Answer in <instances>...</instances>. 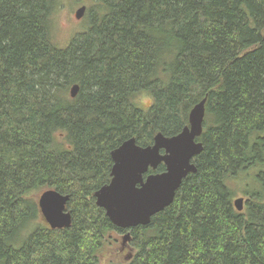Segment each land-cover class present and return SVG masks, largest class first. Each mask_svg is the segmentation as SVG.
<instances>
[{
    "label": "trees",
    "instance_id": "trees-1",
    "mask_svg": "<svg viewBox=\"0 0 264 264\" xmlns=\"http://www.w3.org/2000/svg\"><path fill=\"white\" fill-rule=\"evenodd\" d=\"M57 4L0 0V264H101L107 235L128 232L93 201L110 153L177 135L202 99L196 173L116 264H264V0H82L66 49ZM248 175L237 212L229 184ZM48 189L69 196V229L32 227Z\"/></svg>",
    "mask_w": 264,
    "mask_h": 264
},
{
    "label": "water",
    "instance_id": "water-1",
    "mask_svg": "<svg viewBox=\"0 0 264 264\" xmlns=\"http://www.w3.org/2000/svg\"><path fill=\"white\" fill-rule=\"evenodd\" d=\"M85 10L80 7L74 17L80 20ZM78 90L79 86L73 85L68 90L70 98L74 99ZM205 102L202 99L189 110L187 125L177 135L166 137L158 133L150 147H140L132 138L110 153L111 180L94 193L93 201L113 226L126 232L148 226L153 216L173 203L182 181L196 173L193 159L203 150L197 139L203 133ZM160 165L164 166L163 172L149 173ZM67 201L69 196L57 191L40 192L36 203L39 216L50 230L70 228L72 218L66 209ZM233 205L241 212L243 199L238 197ZM128 232L122 236L123 244L130 240Z\"/></svg>",
    "mask_w": 264,
    "mask_h": 264
},
{
    "label": "rangeland",
    "instance_id": "rangeland-1",
    "mask_svg": "<svg viewBox=\"0 0 264 264\" xmlns=\"http://www.w3.org/2000/svg\"><path fill=\"white\" fill-rule=\"evenodd\" d=\"M82 0H59V4H57V8L54 11L51 17V26H52V43L58 49H66L70 45V41L75 38L76 35L81 34L85 31L86 27V13L85 10L82 18L77 20L75 16V12L82 6ZM86 8V6H84ZM150 97L146 94H143L139 97L140 102L143 106L147 107L150 104ZM251 173V172H250ZM247 179V180H246ZM251 178L248 175V178L245 176L240 177L238 182H233L229 184V188L232 190L233 195L236 197L242 192L248 191L249 189V182ZM252 185V184H251ZM244 194V193H243ZM39 193L33 194V199L35 202L38 200ZM234 196V197H235ZM238 199V198H237ZM40 215V214H39ZM38 215V216H39ZM37 224H44L42 217L40 216L36 221H34L32 227L36 226ZM123 234L121 233H110L107 235L106 238H109L110 242L106 243L104 247V255L101 264H116L123 263L124 255L127 254L128 247L131 248L130 243L123 244L122 237ZM128 246V247H127ZM124 250L122 251V248ZM122 252V253H121Z\"/></svg>",
    "mask_w": 264,
    "mask_h": 264
},
{
    "label": "flooded vegetation",
    "instance_id": "flooded-vegetation-1",
    "mask_svg": "<svg viewBox=\"0 0 264 264\" xmlns=\"http://www.w3.org/2000/svg\"><path fill=\"white\" fill-rule=\"evenodd\" d=\"M251 176H253V175H251ZM249 193L250 192L248 190V191L242 192V194H240L241 195L240 197H239V195L237 197L234 195L235 197L233 196V198L231 200L232 201V208L234 207V205H233L234 200L239 197V198L243 199V209H242L241 212L245 211L246 210V206L248 205V201H249V199H248ZM233 209L235 210V208H233Z\"/></svg>",
    "mask_w": 264,
    "mask_h": 264
}]
</instances>
